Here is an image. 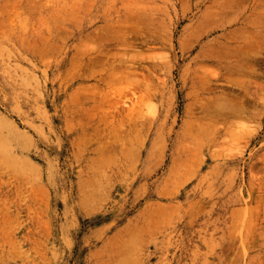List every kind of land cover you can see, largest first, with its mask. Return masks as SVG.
I'll return each mask as SVG.
<instances>
[{"label":"rangeland","instance_id":"1","mask_svg":"<svg viewBox=\"0 0 264 264\" xmlns=\"http://www.w3.org/2000/svg\"><path fill=\"white\" fill-rule=\"evenodd\" d=\"M263 42L264 0H0V264H264Z\"/></svg>","mask_w":264,"mask_h":264},{"label":"bare ground","instance_id":"2","mask_svg":"<svg viewBox=\"0 0 264 264\" xmlns=\"http://www.w3.org/2000/svg\"><path fill=\"white\" fill-rule=\"evenodd\" d=\"M213 20V19H212ZM212 20H210V19H207V20H204V21H202V23H201V28L200 29H205V28H209L211 25H213L212 24ZM216 23V22H215ZM200 25V24H199ZM132 26V25H131ZM134 26H136V25H134ZM133 26V27H134ZM213 26H215V25H213ZM212 26V27H213ZM130 28H132V27H130ZM137 28H138V26H137ZM140 28V27H139ZM211 28V27H210ZM252 36V35H251ZM253 37V36H252ZM192 38V37H191ZM258 38V37H257ZM190 39V37L187 35V36H185V37H183V39L181 40V42H180V46H181V48L183 49V51L184 52H186V51H188L189 50V42H190V44H191V40H189ZM251 39V38H250ZM226 40V39H225ZM228 40V39H227ZM226 40V41H227ZM255 41H253V43H254ZM223 43V42H222ZM221 43V44H222ZM231 43V42H230ZM256 43V42H255ZM254 43V44H255ZM264 43V42H263ZM213 44V43H212ZM212 44H207V45H205L204 47H203V53H204V55H205V57H207V58H212V56H214V55H216V54H219V55H222V54H226L227 55V53H229L230 52V49H232V48H230V46H229V43L228 42H226V43H224V44H222L223 45V47L222 48H218V50L217 49H215V46H213ZM240 44V43H239ZM256 44H258V43H256ZM234 46V45H233ZM240 46H241V44H240ZM249 47H251L250 45H248ZM256 46V45H255ZM258 46V45H257ZM256 46V47H257ZM241 49H242V47H240ZM239 47H238V49H240ZM254 48V47H253ZM234 49V48H233ZM201 52V53H202ZM232 52V51H231ZM230 52V53H231ZM237 53V52H236ZM221 58V57H220ZM114 69V68H113ZM112 78V77H111ZM146 81H148L147 79H146ZM186 82V81H185ZM26 86V85H25ZM190 87V86H189ZM15 90V89H14ZM19 97V96H18ZM17 102V101H16ZM18 103V102H17ZM18 106H19V104H18ZM99 109V108H98ZM189 112V111H188ZM191 112V111H190ZM208 112V111H207Z\"/></svg>","mask_w":264,"mask_h":264}]
</instances>
